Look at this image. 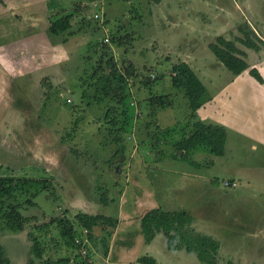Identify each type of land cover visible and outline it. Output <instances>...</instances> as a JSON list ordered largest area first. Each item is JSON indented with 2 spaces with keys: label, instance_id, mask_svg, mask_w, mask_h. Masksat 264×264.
<instances>
[{
  "label": "rangeland",
  "instance_id": "obj_1",
  "mask_svg": "<svg viewBox=\"0 0 264 264\" xmlns=\"http://www.w3.org/2000/svg\"><path fill=\"white\" fill-rule=\"evenodd\" d=\"M47 3L49 25L60 14L73 16L70 30L53 38L62 46L51 47L46 34L37 36L36 47L18 46L22 52L36 50L34 80L28 83L31 87L26 96L33 107L26 109L29 118L23 108L15 107L18 104L15 81L9 76L11 54H3L7 58L0 59V175L50 177L54 183L53 189L42 191L33 199L35 206L21 210L28 217L23 231L2 229L0 223V243L11 264H25L31 256L30 232L40 236L46 246L38 264H44L48 256L69 254L71 251L61 244L53 218L65 210L68 217L81 210L103 213L105 207L99 198L104 191L110 202L104 213L118 217L119 223L113 231L108 229L112 236L106 238L107 254L100 241L86 242L91 250V264H124L145 255L147 250L142 247L146 243L142 233L141 238L136 237L139 224L133 221L139 219L140 223L142 215L158 206V202L164 210L188 211L196 231L219 242L217 264H264L263 145L252 149L246 140L241 136L237 139L236 132H232L223 156L212 155L204 146L199 147L205 151L191 152L190 158L199 165L192 169L191 175H183L187 177L186 184L178 191L174 185L181 181L182 175L161 168L147 173L148 180L157 175L159 182H155L156 178L154 185L148 186L140 181V188L133 189L146 173L145 168L155 163L144 161L143 157L149 153L155 156L172 152L169 141L183 134L175 133L166 141L161 135L162 143L156 150L162 151L157 152L150 147L157 141L153 138L156 128L148 123L156 120L162 126H172L190 120L183 91L171 86L168 75L172 63L187 59L204 83L210 101L212 94L232 77L208 47L217 36L232 40L245 55L248 66L263 64L264 45L257 41L259 49L253 50L236 37L241 36L239 27L247 25L264 41V0H161L158 4L147 0H48ZM127 34L132 39L126 43ZM112 36H124L125 43H112ZM98 40L109 45V54L119 64L126 59L134 66L135 76L128 81L129 107L133 109L129 113L134 112V117L128 134L131 139L127 134L125 137V154L122 145L106 136L107 131L102 127L104 111L110 103L91 98L87 104L80 97L84 87L80 77L89 75L102 54L95 44ZM22 66L25 68L24 63ZM148 77L150 84L153 78L160 82L152 87L144 85ZM248 88L253 91L250 85ZM89 92L95 93L94 86ZM151 94L169 95L172 103L158 109L154 118L148 116ZM250 107V104L241 105L244 110ZM254 118L248 112L241 123H255ZM114 151L121 152L115 157ZM188 161L179 162L186 168ZM125 174L129 178L128 186L123 178ZM231 176L238 177L239 182L229 188L223 182ZM80 188L84 193L78 196ZM134 237V246L124 251ZM163 245L155 242L151 249V255L160 264H205L194 254L187 253L191 258L180 256V251H170Z\"/></svg>",
  "mask_w": 264,
  "mask_h": 264
},
{
  "label": "trees",
  "instance_id": "obj_2",
  "mask_svg": "<svg viewBox=\"0 0 264 264\" xmlns=\"http://www.w3.org/2000/svg\"><path fill=\"white\" fill-rule=\"evenodd\" d=\"M149 3H160L161 0H147ZM77 12V11H76ZM72 13L60 14L55 17L49 25L48 32L51 36L60 37L66 34L71 28ZM103 18V15H102ZM103 22V21H102ZM107 22L105 23V25ZM97 28V26L95 27ZM240 37L236 40L244 44L247 48L253 50L259 49L260 42L264 45L256 33L247 25L239 27ZM111 37V42L116 45L131 42L132 35ZM255 39L256 42H255ZM96 46L102 51L101 57L97 65L91 67V71L87 77H80L82 82V91L80 97L87 100V104L91 103V98L107 100L110 104L106 106L104 111L103 129L107 131L106 136L119 145L121 150H125V137L131 132L134 112L129 113L130 109V88L129 79L135 76L134 66L130 60L123 59L120 64L113 55H110V47L103 41H97ZM211 52L217 60L224 65L233 75H238L249 66L245 60V55L241 53L237 45L222 35L216 37V40L208 45ZM95 50V48L93 47ZM88 72V69L86 70ZM85 71V72H86ZM86 72V73H87ZM249 74L258 82L262 83L263 78L258 70L250 68ZM169 78L172 88L182 90L186 98L187 106L190 110L188 120L184 123L177 122L172 126H162L155 121L148 124H154L156 133L153 138L156 139L151 145V149L156 150V146L162 142L159 137L164 136V141L169 140L170 136L175 133H183L182 137L171 139V151L179 153L180 158H184L192 149L204 146L211 154L221 156L225 153L226 129L217 124H204L199 118L197 110L208 101L211 96L208 95L207 89L195 73L192 67L183 60L172 63L169 70ZM145 78L144 85L153 86L160 82L159 79ZM95 88V93H90L89 88ZM149 117H156L158 109L169 107L171 98L165 94H151L149 99ZM69 103V102H67ZM161 130V131H160ZM160 131V132H159ZM127 138L131 139L128 135ZM167 143V142H163ZM133 147V144H131ZM161 152L162 150H156ZM121 151H114L113 156L116 157ZM125 154V153H124ZM159 154V153H158ZM130 155V154H129ZM112 156V157H113ZM129 157V156H128ZM111 159V158H110ZM188 159L189 158H185ZM196 166L193 161H189ZM234 180H229V182ZM224 183V182H223ZM116 185V183H115ZM97 186V185H95ZM54 188V183L50 177L36 178L15 175H0V223L2 229L13 232L23 231L24 224L28 220L22 213V209L35 206L34 198L42 191H50ZM105 192V193H104ZM100 195V204L106 207L110 202L106 197V191ZM65 210L62 215H55L52 223L57 226V231L61 244L64 249L70 250L69 254L58 257L48 256L44 264H91L90 249L86 242L100 241L108 252L106 238L112 236L110 231L116 227L117 219L101 214H89L78 212L71 217L66 215ZM193 216L186 210H164L160 207L151 208L146 211L140 218V232L143 235L145 243L151 242L157 233H162L166 238V246L171 251L186 250L195 254L199 261L205 264H217V256L219 252V242L210 238L206 234H199L192 226ZM109 229V230H108ZM100 233L99 236L97 234ZM49 233L44 234L47 236ZM32 241L30 246L31 256L25 264H38L42 259L46 246L42 243L40 236L29 233ZM53 238V237H51ZM87 240V241H85ZM72 253V254H71ZM38 261V262H37ZM0 264H11L3 245L0 243ZM126 264H159L153 257L142 255L137 260Z\"/></svg>",
  "mask_w": 264,
  "mask_h": 264
},
{
  "label": "crops",
  "instance_id": "obj_3",
  "mask_svg": "<svg viewBox=\"0 0 264 264\" xmlns=\"http://www.w3.org/2000/svg\"><path fill=\"white\" fill-rule=\"evenodd\" d=\"M47 2L48 0H42V2H39V0H0V59L7 58V56L3 57L2 56L3 54L4 55H7V53L11 54V56H8V60L10 58L12 59L10 60L12 64V67H10V69H12V72L9 74V76L15 81V87H16L15 96L17 97V100H18V104L16 103L15 107L23 108L28 118H29V115L27 114L26 109L28 107L29 109L33 108L30 104L31 102L27 100L28 99L27 98L28 89L31 87V86H28V83H31L34 80L35 65L33 64L34 62H36L35 58H37L35 56L36 50L34 48L29 49L28 47H36L35 40L37 39V36H39L40 34L47 35L48 40L46 41L49 42V45L51 47L54 45H57V47L62 46L61 44H58L59 42L54 41L53 38H55V36H51L48 32L49 14H48V9H47V5H48ZM63 40L64 39H62V41ZM19 45L25 46V47L28 46L27 48L30 50V52H26V51L22 52L21 51L22 48L18 49ZM42 45H44V42ZM15 46L16 48H14ZM19 51L22 53L19 54ZM40 59L41 58H39V60ZM183 61L187 62L191 66L190 62L187 59H184ZM23 63L25 64V68L22 66ZM253 67H255L260 72L263 78V83L258 82L253 76L249 74L250 68H253ZM195 73L197 74L196 71ZM248 85L251 86L253 91L250 92ZM243 104L244 105L250 104L251 105L250 109L248 110L241 109V105ZM200 112L203 113V116H202V113L200 115ZM248 112H251L252 114L255 115V118H254L255 123H241V118H243L245 114H247ZM29 113H30V110H29ZM212 113H215V114L212 115ZM197 114L199 118L204 122V124H217V125L223 126L226 129L227 141L225 142V149L226 147H228V144H230L229 140L232 135V132L233 133L236 132L237 139H238V136L239 137L241 136L243 140H246L248 144H250V147L252 149H257L258 144L263 145V148H264V60H263V64L262 62L261 64L259 63L250 64V66L246 70H244L238 75L232 74V77L229 78L216 93L212 94V99L210 101L209 100L206 101L197 110ZM14 122H16V120ZM198 149H203V148L196 147L192 149L186 155L184 154V158H180L178 151L177 152L172 151L168 154H165L163 152V153L156 154L155 156H152L151 153L147 154V157H143V160L144 161L151 160L155 163H153L154 165H151L150 167L145 168L146 173H144L141 180L137 181L133 185V189L135 190L137 188H140L142 184L140 181H142L145 185H148V186H151V183L154 185V180H156V178H157V181L155 182H159V177L157 175L153 176L151 180H148L147 173L149 171L156 172L160 168L162 169V171H169V172L173 171L182 176L185 174L191 175L192 169L197 168L199 163L195 159H191L190 154L191 152L196 151ZM201 151H205V149ZM185 158H189V160L196 163L195 164L196 166L191 164L188 161V159H185ZM181 160L188 161L190 164H187L186 168H184L180 165L182 164L179 162ZM40 168H44V167H40ZM173 168H176V169H173ZM128 170L129 169L127 168L126 171L128 172ZM235 172H238V171H235ZM182 176H179L180 178H182L180 179L181 181L179 180L180 182L174 185L177 191L179 190L180 186L183 183L186 184L187 177H184V176L182 177ZM123 178H124L126 185L128 186L127 183L129 182V178H126V174H125V177ZM226 179L234 180L237 184L239 182L238 181L239 178L235 176L234 177L231 176ZM145 180L147 182H145ZM189 180H192V179H189ZM151 189L154 192L155 187L152 186ZM145 191L149 192L150 190L148 188H145ZM83 193H84L83 188H80L78 194L76 195L80 196ZM71 198L73 199L72 195H71ZM77 200L80 201L79 198ZM106 207L108 208V206ZM106 207L104 208V210L102 209L103 213L101 214L107 215V213H104V211L107 209ZM156 207L162 208L159 202H158V206H154L152 208H156ZM78 212H82V210ZM92 214H95V212H93ZM116 219L118 220L117 221V224H118L119 223L118 217ZM138 220L139 219H135L133 223L137 222V224H139ZM137 228H138V231L135 232V234L137 233L136 237L141 238L140 237V233H141L140 225L137 226ZM136 237H134V239H132V241L129 242L128 248H125V247L123 248L124 251L131 249L134 246L133 243H135ZM155 242L160 243L161 245L164 244L166 246L165 236L162 233H157L154 236V238L151 240V242L143 245L142 249H144L145 251L147 250V252H145V255H149L157 261V259L151 255L152 253L151 249H152V246L155 244ZM123 246H125V242ZM178 251H180L179 253L180 256L182 255V256H186L187 258H191V256L187 254L189 252L185 250H178ZM189 254L193 255L192 253H189ZM137 258L138 257L128 262L135 261L137 260Z\"/></svg>",
  "mask_w": 264,
  "mask_h": 264
},
{
  "label": "built area",
  "instance_id": "obj_4",
  "mask_svg": "<svg viewBox=\"0 0 264 264\" xmlns=\"http://www.w3.org/2000/svg\"><path fill=\"white\" fill-rule=\"evenodd\" d=\"M96 5V4H95ZM95 17H96V15H95ZM237 183L235 182V181H231V182H229L228 180H225L224 181V185L225 186H228V187H232V186H235Z\"/></svg>",
  "mask_w": 264,
  "mask_h": 264
}]
</instances>
